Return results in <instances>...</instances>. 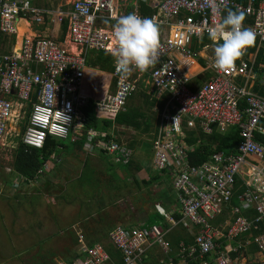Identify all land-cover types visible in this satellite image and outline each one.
I'll list each match as a JSON object with an SVG mask.
<instances>
[{
  "label": "built area",
  "instance_id": "1",
  "mask_svg": "<svg viewBox=\"0 0 264 264\" xmlns=\"http://www.w3.org/2000/svg\"><path fill=\"white\" fill-rule=\"evenodd\" d=\"M138 1L150 2L156 11L151 16L134 13L153 20L159 28L157 62L146 71L133 67L127 75L116 72L118 44L113 33L124 15L119 0H73L66 10L52 12L58 26L67 21L68 41L78 48L76 53L39 33L30 38L23 35L18 48L7 52L0 43V139L8 136L11 123L25 120L21 142L29 148L42 149L47 138L64 141L73 132L84 133L90 141L99 138L98 144L86 148L98 147L123 165L129 164L132 149L106 140L105 132L85 130L83 110L88 97L82 89L87 55L91 51L109 54L114 89L96 102L101 115L115 117L124 111L141 78L151 92L169 98L152 142L153 169L175 171L172 188L180 206V223L198 232L192 244H181L176 256H167L161 264H231V255L240 259L251 244L264 257V167H260L264 164V0H215V11L212 0ZM229 10L245 13L243 26L253 31L255 42L233 68L222 72L213 67L220 41L210 40L208 30L221 23ZM49 15L30 0H0V35L16 38L19 22L27 27L44 25ZM204 39L211 43L200 51L192 49ZM199 58L204 63L192 76L188 68ZM213 127L217 132L237 129L240 141L235 152L213 153L208 161L190 165L187 133L198 128L209 135ZM244 173L250 182L242 180L243 192L236 194ZM234 197L236 206L231 204ZM156 211L166 218L167 229L159 224L131 229L118 225L107 234L122 264H144L146 252L154 246L165 255L171 252L166 235L177 222L168 219L158 205ZM224 216L223 224L213 226L214 220ZM76 237V256L69 264H113L102 243L89 244L80 231ZM221 239L227 248H222Z\"/></svg>",
  "mask_w": 264,
  "mask_h": 264
},
{
  "label": "crops",
  "instance_id": "2",
  "mask_svg": "<svg viewBox=\"0 0 264 264\" xmlns=\"http://www.w3.org/2000/svg\"><path fill=\"white\" fill-rule=\"evenodd\" d=\"M65 2L66 0H63L62 3ZM140 3L144 4L146 7L150 9H154L151 7L150 2H141L136 0L134 3L131 4L132 11H130V13H134L135 10H137L141 15H143L140 12ZM34 7L40 10H45L37 6ZM60 7H63V4H60ZM66 8L67 7H65L64 9ZM128 9L129 7L127 8V10H124L123 12L124 15L129 14ZM45 11L51 12V15L49 16H53L52 12L54 11L51 10H45ZM227 12H225L224 17L226 16ZM19 23L21 24L22 22ZM45 24H46L45 30L43 31V33H40V31L35 30L33 26L27 27V25L24 23V28L26 30V32L23 34L24 37L30 38L33 37L34 35H37V33L44 34V32L46 33L48 31H51L48 30L47 27V25L49 24L48 23ZM55 26L57 27L56 30L60 31V26L58 25ZM38 28L42 29L44 27H38ZM56 30L54 31L56 32ZM20 40L21 39H19V42H17V36H16V38L14 37L13 44L9 43L3 45L1 43V45L3 46V51L7 52L10 47L11 50L13 49V47L18 48L20 44ZM66 43L67 42L64 41L63 45L71 53H76L78 51V48L70 44L69 41H68L69 46H67ZM210 43H211L210 40L204 39L200 45L195 43L192 46V49L195 51H200V48ZM252 50L253 49H250L249 51ZM92 52L94 51L89 52L87 55L84 84L95 78L98 79L104 78L106 84L105 85L106 93L109 91H113L110 90L111 88L110 80L112 79L111 73L109 74V73L101 72L96 67H92L89 65V62H91L93 59ZM260 58L261 55L258 56L257 58L258 61L260 60ZM203 63L204 60L202 58L195 60L192 64H190L188 68L189 73L193 76L196 72L199 71V67H200L199 64H203ZM204 77H208V75ZM197 80L198 79H195V81ZM200 82L201 80L198 81V84H200ZM143 83L146 84L142 78L139 79L138 81L139 88ZM151 93L153 95V96L151 95L152 97L155 96L159 97L156 93L155 94L153 92ZM261 93H263V91H261ZM165 107L166 105L164 106L163 110L159 113V115L157 114L155 129L156 127L157 128L159 127L160 114L164 111ZM154 109L156 110V108ZM25 123H26L25 120L22 121L21 124L18 123V121L11 123V125L9 126L8 136H6L3 139H0V141L4 143L3 145L9 148L10 153H12L14 156L18 147V143L21 141V133L23 131ZM118 129L127 130L128 128L113 126L107 132L102 130H95V131L105 132L110 136L109 139L110 141L117 142L114 139V136L120 131ZM219 133L223 135L227 132L223 131ZM154 134H155V130H154ZM70 136H71L70 142L72 144V148H67L63 145H60L59 148L55 150V152L49 157L48 161L44 164L43 168L41 169V172L39 170L34 180L27 181L24 179L23 176H20L18 174L17 175L15 174L13 177H11L13 178L12 180L10 179L11 181H13L12 190L7 192V195L2 197L5 198L4 201L6 203L8 200H12L16 204H19L25 208H29L30 210L33 211L32 215L34 216L33 218L34 220L32 224H28L26 226V229L31 228L33 229L34 232L46 231L47 224L50 222L49 221L47 222L48 213L45 212L46 211L49 212L51 211V209H58V213L60 217V220L56 221L60 227L58 233L69 232L68 228L71 227V229L70 228L69 229L74 233L75 231L76 232L83 231L82 233H84L87 241H96V240L98 241L99 239H101L100 237L102 235L107 236L109 231L118 225H121L123 227L127 226L126 228L128 229L135 228L133 226L136 225L133 224H138V223H139L138 225L139 227L150 226L155 224H159L162 226L164 224V220L165 222H167V220L164 216H162L156 211V206L158 205L163 210L164 214L168 217V219H172L174 220V222H177V224L172 225L169 228V232L166 235V239L170 242L172 250L168 255H165L160 250V248L154 246L146 252L144 258V264H161L162 262L167 261V256H170L172 258L175 257L179 246L181 244H185L184 242L181 241L179 244L176 243L181 238H185L186 233H187V239L192 238L194 242V236L197 234L198 228L192 225L185 227L182 223H180L182 218L180 212V206L178 204L177 195L172 188L175 171H171L172 169H169L161 172L156 171L158 173H153L150 172L148 168H145L144 162H142L143 165L142 164L133 165L128 170V172L119 174L116 169L111 170L109 168L110 166L107 165L105 161H104L105 164L102 162L104 157H106L107 153H104V151L100 150V148L95 146L93 147L92 150L86 148V145L88 144H93V145L98 144L99 138H94L93 140L90 141L87 138L86 134L82 133V135H77L75 134V132H73ZM16 137L18 138L17 143L15 142V144H5V141L7 139L16 138ZM117 143L121 144L119 142ZM121 145H125V144H121ZM219 153L225 154L224 152H219ZM122 166L124 165L122 164ZM86 169L90 170L91 171L90 173L94 177H96L95 180L94 179L92 180L93 182L87 185L86 190L89 191L90 190L89 188L93 184H96L97 186H101V189L105 186L107 188V192L102 196L104 199L102 200L97 199L95 197V194L94 196L91 197L89 196L85 198L79 195L80 188H77V190L75 191L78 198L76 197L75 199H70L67 196L69 186L72 184L71 182H78L80 179H82ZM44 171L46 172L45 175H44ZM13 172H14L13 169H10L9 174H13ZM40 176L43 177L41 178ZM19 179H21V181H19ZM239 180L241 182H239ZM242 180L244 181L247 180V182H250V179L244 173L242 178L238 179L237 181L239 182V187L237 189L238 194H240L239 193L240 188L241 190L244 189L245 184L244 182H242ZM76 185L80 186L79 183H76ZM0 187L2 188L0 189V192L1 193L3 191L5 192V185H0ZM34 189L35 192L33 194H29L30 190H34ZM52 191L55 192L52 193ZM94 191L95 189L93 188V192ZM10 206H12V204L8 205L7 203V208ZM25 208H22V212L28 216L29 213L28 211H26ZM153 211L156 212L159 220L154 222H148V215L150 212ZM8 213L9 211H6V214ZM177 215L180 216L179 221H176L174 219V217ZM11 216L12 217H7V220L14 221V224L17 223L15 219L16 215L15 216L11 215ZM221 219H223V222H221ZM225 221L226 219L224 218H218L214 220L212 223L215 226H217L223 224ZM6 223L8 224V222ZM2 226H5V224H3ZM53 226L55 227L56 224ZM52 227L50 228L52 229ZM79 227L83 229H80ZM24 230L25 228L23 229V231ZM218 242L222 243L223 249L228 247V245L224 242V240L221 239ZM212 257H214V255L211 256V258ZM260 257L261 255L257 252L254 245L251 244L250 246H248V248H246V251L242 254V257L240 259H235V255H231V259L233 260V261L231 260V264L246 263V261H254V260L260 261ZM65 261L68 262L69 260L65 259Z\"/></svg>",
  "mask_w": 264,
  "mask_h": 264
},
{
  "label": "rangeland",
  "instance_id": "3",
  "mask_svg": "<svg viewBox=\"0 0 264 264\" xmlns=\"http://www.w3.org/2000/svg\"><path fill=\"white\" fill-rule=\"evenodd\" d=\"M30 1L31 4L34 6L43 8L45 10L55 11L58 8H61V10H66L67 8L66 9L64 8L68 7V4H70V2H72L73 0H66L65 3H62L63 0H30ZM135 1L136 0H119V5L124 12V10H127V8L130 7L131 4L134 3ZM60 4H63V7H60ZM55 16H56L55 14L53 16H47V19H45V23L49 24L47 25L48 30H51L52 32L51 31H48L46 33L44 32L45 35L41 34L42 37H51L54 40H58L60 36V31L56 30L57 27L55 25L57 24H55ZM32 26L35 30H39L40 33H43V31L46 28V24L44 25L40 24L39 26L37 24H33L31 25V27ZM38 27H44V28L39 29ZM54 30H56V32ZM25 32L26 30L24 28V22H22L17 28V42H19V39H21V37ZM64 41H66L67 46H69L67 34L65 36ZM145 85L146 84L143 83L140 86V88L136 92L137 94L132 98V100H130L129 104L144 112L146 118H149V122H148L150 124L149 132L146 134H140L130 129L127 130L118 129L120 131L119 132L117 131L118 133L114 136V139L118 138L119 143L125 145H128L130 141L135 140L138 145L136 149H133L132 166L141 165V164L143 165L142 162H144V167L148 168L150 172L158 173L153 169V151L151 148V141L154 135L155 125L157 121V114L154 113L155 111L154 109H150V107L146 104V100L142 95V93L146 95L147 94L152 95L150 86L146 85L148 86L146 87ZM70 140H71V136L64 141L55 139V142L58 145L57 148H59L60 145H63L67 148H72V144ZM15 142L16 143L18 142L17 137L7 139L5 141V144H15ZM139 142H142V144L139 145ZM3 144L4 143L0 141V185H5V192L4 191L2 193L0 192V264H45V263L57 264L56 262H58V264H69V262L65 261V259L73 260L76 254V252L73 253V249L75 245L73 241L66 243L64 239H61V235L58 233V231L55 232V230L53 229L54 228L53 225L57 224L55 217L58 213V209H51V211L45 212L48 213L47 222L48 221L50 222L47 224L46 231L34 232L33 229L31 228L26 229V226L28 224H32L34 220L33 219L34 216L32 215L33 212L32 210H30L29 208H25L19 204H16L12 200L7 201L8 205L12 204V206L7 208V203L4 201L5 198H3L2 196L7 195V192L12 190L13 181L11 180L13 178L11 177H13L16 173L13 172V174H9L10 169H13L12 162L14 159V155L10 153L9 151L10 149L4 146ZM104 159L102 160V162L104 163L105 161L106 164L110 166L109 168L111 170L116 169L119 174L128 172L129 170L127 167L122 166L123 163L113 155L106 154V157H104ZM260 167H264V164H261ZM90 172H91L90 170L86 169L82 179H80L78 182H71L72 184L69 186L67 192L68 194L67 196L70 199H75L76 197L78 198L77 194L75 193L77 188H80L79 195L85 198L89 196L90 197L94 196L95 194V197L97 199L99 200L104 199L102 196L107 192V188L105 186L101 189V186H97L96 184H93L89 188L90 189L89 191L86 190L87 185L93 182L92 180L93 179L95 180L96 178ZM45 174L46 172L44 171V175ZM40 177L42 178L43 176ZM24 179L27 180L26 178ZM19 181H21V179H19ZM76 183H79L80 186H77ZM93 188L95 189L94 192H93ZM0 189L2 188L0 187ZM34 192L35 189L30 190L29 194H33ZM54 192L55 191H52V193ZM22 208H25L26 211H28L29 213L28 216L22 212ZM6 211H9V213L6 214ZM11 215L14 216L16 215L15 219L17 223L14 224V221L7 220V217H12ZM157 220L159 219L156 212L154 211L150 212L148 215V222H154ZM6 222H8V224ZM3 224H5V226H2ZM133 225H136L133 227H139L138 226L139 223ZM50 227H52V229ZM24 228L25 230L23 231ZM69 228L71 229V227ZM69 228L68 231L71 232ZM69 234L73 235L74 238V233L73 234L69 233ZM100 238L101 239L96 241L102 243L103 246H105L106 248L111 246L108 243L105 235H102ZM53 254H55L56 258Z\"/></svg>",
  "mask_w": 264,
  "mask_h": 264
},
{
  "label": "trees",
  "instance_id": "4",
  "mask_svg": "<svg viewBox=\"0 0 264 264\" xmlns=\"http://www.w3.org/2000/svg\"><path fill=\"white\" fill-rule=\"evenodd\" d=\"M129 13L132 11V6L129 7ZM156 11V8L150 9L146 7L144 4L140 3V12L143 15L151 16ZM67 21H63L60 26V36L58 41L63 43L65 40V36L67 34ZM0 43L4 44H13L14 36L8 37L0 35ZM93 59L89 62V65L92 67H96L101 72L111 73L113 70V57L104 52H92ZM111 88L114 89V79L110 80ZM105 79L95 78L91 81H88L84 84L82 93L88 97L87 106L84 108L83 112L86 116L85 130L93 129V130H102L108 131L113 126L125 127L134 132H138L140 134H146L149 132L150 124L149 118H146L144 112L139 110L138 108L131 106L129 104L130 100L137 94L135 93L128 101L126 105V109L118 113L115 117L110 115L103 116L96 109V102L100 101L106 95V86ZM154 94L156 92H153ZM143 97L146 100V104L150 107V109L156 108L154 113L158 114L163 110L164 106L168 102V95L161 94L159 97H152L151 94L148 96L142 93ZM157 127L155 129V134L153 135L152 142L156 137ZM84 134V133H83ZM110 136L107 134V139L109 140ZM112 139V138H111ZM117 142L118 139H115ZM240 138L238 136L237 129L233 128L229 130L225 134H220L216 131L215 127L212 129V133L207 135L200 131V129L196 128L194 131H189L187 133L186 142L189 147L192 148L190 152L187 153V159L190 165H199L208 160V158L213 153L224 152L234 153L236 149V145L239 143ZM142 142H139V145ZM137 142L132 140L127 145L129 148L136 149ZM57 144L55 139L47 138L45 145L42 149H34L29 148L22 144L20 141L18 143V147L14 156L12 168L16 175L23 176L28 180H34L37 176L39 170H41L44 164L48 161L49 157L55 152L57 149ZM152 148V143H151ZM153 151V150H152ZM132 161L129 164L124 165L130 169L132 167ZM243 192V189H239V193ZM238 194V191L237 193ZM233 206L237 205L236 198L234 197L231 203ZM249 216H254V212H250ZM227 216L223 218L226 219ZM176 221L180 220V216L177 215L174 217ZM223 222V219H221ZM213 226H215L213 224ZM163 228L167 229L169 227L168 223L165 222L162 225ZM107 238V237H106ZM184 242L185 244H192V238L187 239V233L185 238H181L177 241L176 244ZM97 241H88L89 244H94ZM106 248V247H105ZM107 252L110 254L113 264H122L120 254L112 247L109 246L106 248ZM71 263V261H68ZM46 264V263H45Z\"/></svg>",
  "mask_w": 264,
  "mask_h": 264
},
{
  "label": "clouds",
  "instance_id": "5",
  "mask_svg": "<svg viewBox=\"0 0 264 264\" xmlns=\"http://www.w3.org/2000/svg\"><path fill=\"white\" fill-rule=\"evenodd\" d=\"M211 6L215 11V0H212ZM244 20L243 11L229 10L221 23L208 30L210 40L220 41L214 49L213 64L219 71L227 72L233 68L255 42V34L243 26ZM113 35L118 44L114 53L117 73L127 75L133 67L146 71L157 62L159 28L153 20L135 13L120 16Z\"/></svg>",
  "mask_w": 264,
  "mask_h": 264
},
{
  "label": "flooded vegetation",
  "instance_id": "6",
  "mask_svg": "<svg viewBox=\"0 0 264 264\" xmlns=\"http://www.w3.org/2000/svg\"><path fill=\"white\" fill-rule=\"evenodd\" d=\"M55 219H56V221L60 220L59 213H57ZM53 229L55 230V232L59 231L60 227H59L58 223L56 224V226ZM69 233H72L73 234L74 232H72V231L71 232H63V233H59V234L61 235V239H64V241L66 243L67 242H70V241H73L74 242V245L75 246H74V249H73V253H75V252H77V248H78V241H77V237H76V231L74 233V238H73V235H71ZM58 240H59V238H58ZM53 255L55 256V254H53ZM55 258H56V256H55ZM56 263L58 264V262H56Z\"/></svg>",
  "mask_w": 264,
  "mask_h": 264
},
{
  "label": "water",
  "instance_id": "7",
  "mask_svg": "<svg viewBox=\"0 0 264 264\" xmlns=\"http://www.w3.org/2000/svg\"><path fill=\"white\" fill-rule=\"evenodd\" d=\"M261 255V254H260ZM260 261H264V257L261 255Z\"/></svg>",
  "mask_w": 264,
  "mask_h": 264
}]
</instances>
